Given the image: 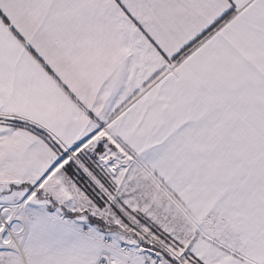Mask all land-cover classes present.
I'll return each mask as SVG.
<instances>
[{
  "label": "snow or ice",
  "instance_id": "6c2138e0",
  "mask_svg": "<svg viewBox=\"0 0 264 264\" xmlns=\"http://www.w3.org/2000/svg\"><path fill=\"white\" fill-rule=\"evenodd\" d=\"M0 264H264V0H0Z\"/></svg>",
  "mask_w": 264,
  "mask_h": 264
}]
</instances>
